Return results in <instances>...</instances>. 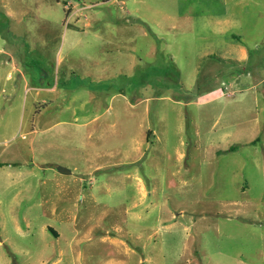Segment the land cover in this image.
Listing matches in <instances>:
<instances>
[{
	"label": "rangeland",
	"instance_id": "374dc122",
	"mask_svg": "<svg viewBox=\"0 0 264 264\" xmlns=\"http://www.w3.org/2000/svg\"><path fill=\"white\" fill-rule=\"evenodd\" d=\"M0 237V264H264V0H0Z\"/></svg>",
	"mask_w": 264,
	"mask_h": 264
},
{
	"label": "crops",
	"instance_id": "0c3cea01",
	"mask_svg": "<svg viewBox=\"0 0 264 264\" xmlns=\"http://www.w3.org/2000/svg\"><path fill=\"white\" fill-rule=\"evenodd\" d=\"M236 52L238 53V60H240L241 62L242 61H246L248 59V56H247V51L244 47H240V48H237L236 49ZM142 187L144 188V185L142 184ZM48 228L52 229L51 225H47ZM57 233V231H56ZM3 241V239L0 237V242ZM62 259V256L61 257H58V258H55V259H49V263L48 264H57L58 261H60Z\"/></svg>",
	"mask_w": 264,
	"mask_h": 264
},
{
	"label": "trees",
	"instance_id": "16d2710c",
	"mask_svg": "<svg viewBox=\"0 0 264 264\" xmlns=\"http://www.w3.org/2000/svg\"><path fill=\"white\" fill-rule=\"evenodd\" d=\"M238 62H241L240 60L236 59Z\"/></svg>",
	"mask_w": 264,
	"mask_h": 264
},
{
	"label": "water",
	"instance_id": "95a60500",
	"mask_svg": "<svg viewBox=\"0 0 264 264\" xmlns=\"http://www.w3.org/2000/svg\"><path fill=\"white\" fill-rule=\"evenodd\" d=\"M63 169V168H62ZM64 171V170H63Z\"/></svg>",
	"mask_w": 264,
	"mask_h": 264
}]
</instances>
